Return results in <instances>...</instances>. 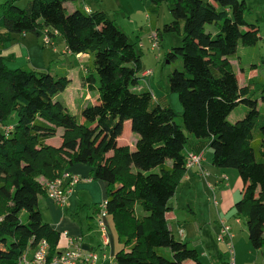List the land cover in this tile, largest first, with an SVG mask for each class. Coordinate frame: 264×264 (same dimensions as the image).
I'll use <instances>...</instances> for the list:
<instances>
[{
    "label": "trees",
    "instance_id": "1",
    "mask_svg": "<svg viewBox=\"0 0 264 264\" xmlns=\"http://www.w3.org/2000/svg\"><path fill=\"white\" fill-rule=\"evenodd\" d=\"M20 1L0 4V264H16L41 240L49 256L57 252L59 236L38 208L45 194L38 180L50 181L78 164L106 184V209L121 246L115 264H202L196 249L175 240L165 216L187 154L206 149L213 167L234 170L241 179L234 212L245 219L250 247L263 249L264 113L249 87L238 85L230 63L239 46L253 47L259 39L245 21V1L143 0L150 2L149 25L165 4L172 19L163 31L181 38L165 55L168 63L180 60V68L167 75L164 88L178 97L180 124L169 106L138 88L142 64L136 44L103 12L64 7L78 0H30L24 9ZM13 34H46L51 43L58 36L70 56L88 57L82 80L97 97L82 108L81 122L58 100L69 82L65 74L6 67L1 53ZM262 100L264 106V93ZM239 104L247 112L228 123ZM125 122L137 136L134 150L117 144ZM58 129L61 144L54 148L46 141Z\"/></svg>",
    "mask_w": 264,
    "mask_h": 264
},
{
    "label": "rangeland",
    "instance_id": "2",
    "mask_svg": "<svg viewBox=\"0 0 264 264\" xmlns=\"http://www.w3.org/2000/svg\"><path fill=\"white\" fill-rule=\"evenodd\" d=\"M243 1H245L248 8V10L245 12V21L248 24L254 25L256 27L259 39L257 41V44L253 47L246 48L239 46L236 54L230 58V63L236 75L238 85L240 87L244 85L249 87L250 94L253 96L252 98L256 100L258 104V110H260V113L262 115L264 113L262 111L264 107L262 105V94L264 93V91L262 90L261 85V82H264V0ZM2 2L3 0H0V4H2ZM28 2H30V0H22L19 2L18 7L20 9H24L27 7ZM119 3H121V6L124 9L123 11L130 12L131 8L132 12L135 13V16L133 18L127 19L124 18V14L122 12L117 13V15L113 14L116 24L125 31V35L128 37L129 41L136 44V49L139 53L141 64L143 66L142 71H152V75L146 76H143L141 74L142 71L139 73L138 88H148L153 96L158 98L157 101H159L158 103L160 105H167L171 108L173 113L176 115L175 122L177 124H180L182 109L179 104L178 97L176 94H172L164 90V88H166L167 75L172 72L174 68H180V60H175L171 63H168V61L165 59V55L171 48L179 47L181 45V38L178 35L163 31V26L169 24L172 19L166 5L161 4L158 7L157 21L159 32L157 34L161 36V39L158 36L159 47L158 49L151 51V44L148 38L146 41L143 40V47L141 45L139 46L138 44V37L140 39H142L143 37L142 35H140V33H138V29L140 27H143L144 30L145 26L148 24V21L145 20L144 16L146 14V8L150 6V2L143 0H129V8L128 5H126V3H128V0H105L107 11L112 10L116 6H119ZM142 4L144 7L142 6ZM78 5L80 6L79 0ZM108 13L109 15H112V12ZM136 15H138V18H135ZM26 35L27 36L25 37H23L21 34L12 35L13 38L16 39V46L17 48H19V50H17L16 48L17 51L16 53H14V55H16L17 57V60L7 61V67L11 70L17 68H29L31 70L34 69V71L39 72H45L46 69L58 70L59 67L57 64H55V67L51 66L50 61L53 58L54 60H56V57L51 54V48L49 49L48 47H45L42 44L41 39H37L30 34ZM66 69L67 74L65 75L68 78L69 82L65 91L58 95V100L65 107L67 112L72 115L76 121L79 122L82 108L86 105H91V103H82L83 95L87 92L88 89L84 84L81 83V79L78 76L79 71L77 69L70 68V66H68ZM90 94V100H94V98L97 97L96 91H91ZM247 110L248 107L246 105H237L228 116L227 122L230 124H234L237 121H240L244 117ZM125 137L126 135L124 133L122 140H124ZM188 137L190 138V136ZM204 153L205 157H203V159L206 161L205 166L210 169L212 167L210 163L212 153L210 149H208ZM192 170L194 169L184 171V175L179 185L177 186L175 193L169 202V205L173 207V211L179 217L191 216L192 218L194 215L191 214V210L193 209L192 211H195V217H197L196 227L190 229L187 223L184 224V222H181V229L185 231V234L187 233V237L185 239H188L189 236L191 238H194L193 241H185L189 243L190 246H193L195 249H197L198 253H201V251H203V248L200 247L199 243L209 247H211V245H215V247L219 251L224 253V251L226 252V247L224 244L220 243L217 240L218 230H216V224L214 223L218 206H214L212 200V198H214L216 202H218L219 191H215V196L212 195L213 193L211 194L209 186L207 185V183L211 184V179H207L208 172L205 169H203L202 174L198 172V169H195V171L200 174V178L202 181L196 184L194 190L190 189L189 185L186 183V181H184L183 178ZM232 172L233 174L237 175L236 173H234V170H232ZM103 201L104 200H101L98 204H101ZM234 217H237V215L235 214V212H232L228 215L227 219L234 220ZM239 217L242 218L243 222V216ZM171 230L175 240L184 242V240H182V238H180V236L178 235L176 226L171 224ZM232 235H234L232 243L236 263H238L239 260H247L248 250H251L253 256H255L256 251L252 250L249 247L247 234H245L244 236L240 233L235 234L233 232ZM109 248L110 246L101 247L100 250L109 253ZM100 250L97 249L98 254H100Z\"/></svg>",
    "mask_w": 264,
    "mask_h": 264
},
{
    "label": "crops",
    "instance_id": "3",
    "mask_svg": "<svg viewBox=\"0 0 264 264\" xmlns=\"http://www.w3.org/2000/svg\"><path fill=\"white\" fill-rule=\"evenodd\" d=\"M79 4L80 6L78 5V1H77L75 4L67 3L64 5V7L67 9V11H72L75 8H81V9H87L88 12H95V11L103 12L107 16V18L113 21L115 25L124 34H125V31L119 25L116 24L114 15H117V13L122 12L124 14V18H127V19L133 18L135 16V13H133L132 9L129 7L130 5L129 0H128V3H126V5H128V7L130 8V12L123 11L124 9L121 6V3H119V6H116L112 10L107 11L105 0H79ZM108 12H112V15L111 14L109 15ZM137 16L138 15H136L135 18H138ZM144 18L145 20L148 21L146 14ZM157 20L158 18L156 16V20H155L153 27L149 25V21H148V24L145 26L144 30H143V27H140L138 29L139 31L138 33H140V35L143 36L142 39L138 37L139 46L140 45L142 46L143 40L144 41L147 40L151 32L150 31L151 29H154L155 31L159 32ZM21 35L23 37L27 36L26 34H21ZM159 38L161 39V36H159ZM52 43L53 44L51 45V47H48V48L49 49L51 48L50 50L51 54L56 57V60H54L53 58L50 61L51 66L55 67V64H57L59 69L58 70L46 69V71H49L50 73H54V74H67L66 68L70 66V68H73V69L75 68L79 71L78 76L81 79V83L85 85V83L82 80V77L87 72L86 64H87L88 57L82 54H79L77 56H70V54L67 52L65 48L63 40L58 36L54 38ZM16 48H17L16 39H14L13 36H11L10 41L5 44L2 50V53H1V56L4 59V63L6 67H7V61L17 60V57L16 55H14V53H16V51L19 50V48H17V50ZM142 69H143V66H142ZM90 95H91L90 92L87 90V92L83 95L82 103H91V105L95 104L96 97L94 98V100L93 99L90 100ZM153 98L158 99L157 97H154V96ZM12 120H15L14 116L12 117ZM81 121L82 120L80 119L79 122ZM61 133H62V130L58 129L55 136L47 140L46 144L54 148L60 147ZM124 133L126 137L124 140H122ZM136 139H137V136L135 134H132L130 131V123L125 122L123 124L122 135L119 139H117V144L119 146H127L130 150H134ZM207 150L208 149L203 151L202 153L203 157H205L204 152ZM111 156H112V153H109L106 155L107 158H110ZM205 163L206 161L203 159L202 168L208 172L207 179L209 178L211 179V184L207 183V185L209 186V190L211 191V194L213 193L212 194L213 196H215L214 194L216 190L219 191V200L217 202L218 207H217V211L215 214L216 219L214 221V223L216 224V230H218L219 228V221H223L226 225H228L231 228L232 234L234 232L235 234L240 233L241 235L245 236V234H247V229H246L244 217H243L244 219L243 222H242V218H240L239 216H237L238 218L234 217V220L227 219L229 214H231L232 212L234 213V205L242 198L243 185H242L241 179L239 178L238 174L235 171L234 173H236L237 175L233 174L231 169H217L212 166V162L210 163L213 168L211 167L209 169L207 168V166H205ZM65 172H67L69 176L76 178L77 180V182L72 188V192L68 196L67 205L64 208H60L56 206L53 202L48 200L45 194L39 196L38 197V208L41 214V219L43 223L48 224L59 236L58 242L55 246V250L57 252L63 251L67 247L68 237H81L82 244L88 249V251L90 250L96 251L100 244L99 235L97 233V227H96L97 205H99L98 203L101 200H105L106 184L101 181L93 180L92 170L87 165H81V164L74 165L70 167L69 169H67ZM183 179L184 181H186V183L189 185L190 189L192 190L195 189L196 184L198 182L202 181L200 178V174H198V172L195 171V169L190 171L189 174H187ZM38 182L41 184V186L44 189V184L47 182V180L44 178H39ZM168 206H169L170 211L166 214L165 218L168 222V226H169L171 233H172V230H171V224H172L177 227V233L180 236V238L184 240V243L187 244L188 247L195 249L193 246H190L189 243L185 241V240L193 241L194 238H191L189 236L188 239H185L187 237V233L185 234V231L181 229V222H184V224L187 223L190 229L196 227L197 217H195V211H192L193 209L191 210V214L194 215L192 218L191 216L190 217H182V216L179 217L173 211V207H171L169 203H168ZM106 222H107L108 229H109V237H110V248L109 249L110 250H109V253H107L106 251H101L100 250L101 248L98 250H100L102 254L104 253L110 258V257L115 256L116 252L120 249L121 246L117 240V233L115 232L112 218L108 216L106 219ZM199 244H200V247L203 248V251L199 253L200 254L199 260L202 264H221L220 262L224 260L225 258V253H226L225 251L224 253H222L215 247V245H211V247H209L201 243ZM199 244H196V245H199ZM33 250H34L33 248H30L29 252L31 253ZM261 262H264V248L259 251H256L255 256H253V253L251 252V250H248L246 261L239 260L238 263H236L235 261L236 264H257ZM98 263L99 264H107V263L110 264L109 260H100ZM183 264H195V263L191 261H186Z\"/></svg>",
    "mask_w": 264,
    "mask_h": 264
},
{
    "label": "built area",
    "instance_id": "4",
    "mask_svg": "<svg viewBox=\"0 0 264 264\" xmlns=\"http://www.w3.org/2000/svg\"><path fill=\"white\" fill-rule=\"evenodd\" d=\"M86 12L87 9H85ZM156 31H151L148 40L151 44L150 50L154 51L159 47V38ZM42 44L45 47L52 45L51 40L44 34L41 38ZM143 76L152 75V71L144 70L141 73ZM11 128L5 129L7 134ZM203 155L187 154L184 170L198 169L199 173H203L202 168ZM69 179V180H68ZM77 182L76 178L69 176L67 172H63L56 175L54 179L47 181L44 184L45 196L48 200L53 202L56 206L64 208L67 205L68 196L72 192V188ZM213 205L217 206V202L214 198ZM108 217L105 200L97 205L96 213V227L99 235L100 244L97 249L101 247H109V233L106 219ZM0 218V222H1ZM233 235L231 228L223 221H219L217 240L224 244L226 247L225 258L223 264H236L234 248L232 243ZM81 237H68L67 247L60 252H56L54 255L49 256V246L45 240H41L35 244L33 251L30 253V248H27L17 259L16 264H97L100 260H109L110 264H115L114 257H108L106 254H100L96 251H85L82 249ZM111 260V261H110ZM264 264V262L257 263Z\"/></svg>",
    "mask_w": 264,
    "mask_h": 264
},
{
    "label": "water",
    "instance_id": "5",
    "mask_svg": "<svg viewBox=\"0 0 264 264\" xmlns=\"http://www.w3.org/2000/svg\"><path fill=\"white\" fill-rule=\"evenodd\" d=\"M82 249L88 251V249L84 245H82Z\"/></svg>",
    "mask_w": 264,
    "mask_h": 264
}]
</instances>
